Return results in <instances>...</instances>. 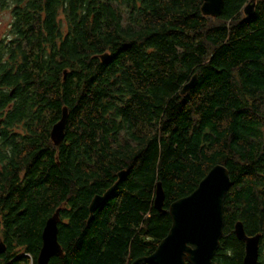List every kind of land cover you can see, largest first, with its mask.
I'll return each mask as SVG.
<instances>
[{
  "label": "trees",
  "instance_id": "trees-1",
  "mask_svg": "<svg viewBox=\"0 0 264 264\" xmlns=\"http://www.w3.org/2000/svg\"><path fill=\"white\" fill-rule=\"evenodd\" d=\"M248 2L225 0L212 17L204 0H0L13 15L0 38V112L24 132L5 130L0 145V161L15 153L0 171V264H38L59 208L65 257L50 264H132L173 223L154 204L158 183L168 210L217 164L233 184L213 264H244L236 223L264 236V0L252 18Z\"/></svg>",
  "mask_w": 264,
  "mask_h": 264
},
{
  "label": "water",
  "instance_id": "water-1",
  "mask_svg": "<svg viewBox=\"0 0 264 264\" xmlns=\"http://www.w3.org/2000/svg\"><path fill=\"white\" fill-rule=\"evenodd\" d=\"M259 0H249L244 8L246 17L256 15ZM225 0H204L202 12L206 16L219 17L223 12ZM110 54L101 56L108 61ZM64 77H67L65 71ZM198 84V75L183 86L182 94H187ZM69 109L64 108L61 119L51 130L54 144L60 146L66 136L65 129L69 120ZM0 117V125L2 124ZM1 132V130H0ZM1 135V133H0ZM125 170L119 172L118 181L104 194H97L91 201L89 220L94 213L106 203L113 191L118 187L121 179L126 176ZM231 172L224 164H217L201 181L196 190L188 196L172 202L170 208L165 209L166 194L161 182L157 185L155 206L163 213L170 212L172 226L169 234L160 241L156 251L148 256L137 258L132 264H213L214 257L221 245V238L225 232V203L228 191L233 184ZM61 208L46 220L43 231V246L39 254L38 264H50L53 257H65L62 244L59 241ZM241 221L235 225L238 239L246 244L244 264H256L260 258L262 234L248 235ZM6 245L0 241V253L6 251Z\"/></svg>",
  "mask_w": 264,
  "mask_h": 264
},
{
  "label": "flooded vegetation",
  "instance_id": "flooded-vegetation-1",
  "mask_svg": "<svg viewBox=\"0 0 264 264\" xmlns=\"http://www.w3.org/2000/svg\"><path fill=\"white\" fill-rule=\"evenodd\" d=\"M0 117L2 118V116H1V112H0ZM3 122H2V124L0 125V130H1V135H0V145H1V140H2V138H3V135L5 134H3V132H5V130H7V132L9 131V132H13V133H18V134H23L24 132H23V128L22 127H20V122L19 121H17L18 123H17V126H15V127H13V128H9V127H7V126H5V124H4V120H3V118L1 119ZM7 127V128H6ZM51 131V130H50ZM51 134V133H50ZM17 138L18 139H21V136L19 135V136H17ZM51 140H52V142H53V144L55 143L54 141H53V139H52V135H51ZM6 143H8L7 141H5ZM16 143H21V141H16ZM56 145V144H55ZM56 146H58V145H56ZM61 146V145H60ZM15 153H11V152H8V157L7 158H9V157H11L12 155H14ZM3 159V160H1L0 161V171H2V172H7L6 170H7V165H9L10 163H9V159ZM262 238V240H261V249H259V251L261 252L260 253V258H259V262H261V263H264V236L263 237H261ZM246 245V244H245ZM257 264V263H256Z\"/></svg>",
  "mask_w": 264,
  "mask_h": 264
},
{
  "label": "rangeland",
  "instance_id": "rangeland-1",
  "mask_svg": "<svg viewBox=\"0 0 264 264\" xmlns=\"http://www.w3.org/2000/svg\"><path fill=\"white\" fill-rule=\"evenodd\" d=\"M12 19L11 11L0 12V38H4L8 34Z\"/></svg>",
  "mask_w": 264,
  "mask_h": 264
}]
</instances>
